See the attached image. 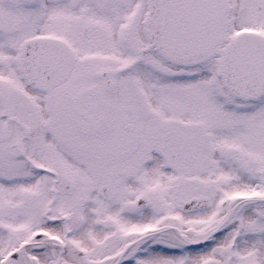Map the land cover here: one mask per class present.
I'll return each instance as SVG.
<instances>
[{"label":"snow or ice","instance_id":"1","mask_svg":"<svg viewBox=\"0 0 264 264\" xmlns=\"http://www.w3.org/2000/svg\"><path fill=\"white\" fill-rule=\"evenodd\" d=\"M0 264H264V0H0Z\"/></svg>","mask_w":264,"mask_h":264}]
</instances>
